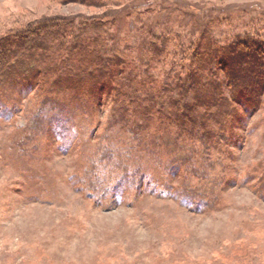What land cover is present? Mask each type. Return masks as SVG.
<instances>
[{"label":"rangeland","instance_id":"1","mask_svg":"<svg viewBox=\"0 0 264 264\" xmlns=\"http://www.w3.org/2000/svg\"><path fill=\"white\" fill-rule=\"evenodd\" d=\"M122 3L0 0V36L54 18H101L113 8L125 19L124 36L155 20L150 30L156 34L168 28L222 46L236 35H259L264 43V0H126L131 9L114 6ZM19 100L23 111L0 115V264H264L263 109L246 117L240 141L224 151L197 147L205 174L195 178L182 170L171 174L117 129L105 132L115 150L110 158L103 154L110 146L94 141L96 127L86 126V118L76 125L82 142L75 148L60 131L29 126L38 98ZM29 137L41 141L28 146ZM133 169L144 179L122 178ZM197 189L214 197L193 208L186 196L194 198L189 192Z\"/></svg>","mask_w":264,"mask_h":264},{"label":"trees","instance_id":"2","mask_svg":"<svg viewBox=\"0 0 264 264\" xmlns=\"http://www.w3.org/2000/svg\"><path fill=\"white\" fill-rule=\"evenodd\" d=\"M105 13L38 21L0 36V115L23 111L19 99L34 96L32 128L60 131L78 148L81 133L75 128L86 118V126L96 127L90 131L94 141L110 146L103 153L110 158L115 150L107 133L117 129L130 135L132 148L171 174L182 170L202 177L204 156L197 147L210 154L224 151L240 141L238 129L245 128L246 117L264 111V43L259 35L245 40L236 35L222 46L205 35L185 37L168 28L156 34L150 30L155 20L124 36L119 30L125 19L117 9ZM260 120L264 125V113ZM40 141L25 140L28 146ZM114 166L119 171L121 165ZM138 172L122 178L144 179ZM201 190H190L192 199L186 196L193 208L214 197L207 189L206 196L198 195Z\"/></svg>","mask_w":264,"mask_h":264}]
</instances>
